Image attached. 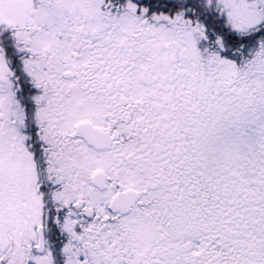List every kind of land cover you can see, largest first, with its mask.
Wrapping results in <instances>:
<instances>
[{"label": "snow or ice", "instance_id": "1", "mask_svg": "<svg viewBox=\"0 0 264 264\" xmlns=\"http://www.w3.org/2000/svg\"><path fill=\"white\" fill-rule=\"evenodd\" d=\"M0 264H264V0H0Z\"/></svg>", "mask_w": 264, "mask_h": 264}]
</instances>
